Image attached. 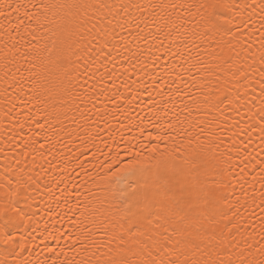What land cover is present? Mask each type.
<instances>
[{"label": "snow or ice", "instance_id": "6c2138e0", "mask_svg": "<svg viewBox=\"0 0 264 264\" xmlns=\"http://www.w3.org/2000/svg\"><path fill=\"white\" fill-rule=\"evenodd\" d=\"M0 85V264H264V0H0Z\"/></svg>", "mask_w": 264, "mask_h": 264}, {"label": "bare ground", "instance_id": "6f19581e", "mask_svg": "<svg viewBox=\"0 0 264 264\" xmlns=\"http://www.w3.org/2000/svg\"><path fill=\"white\" fill-rule=\"evenodd\" d=\"M52 34L49 33H44V39L43 40H37V41H32L33 44H36L40 49H41V55H43V49L45 44H50V40L49 37ZM26 45L24 46V50H26ZM31 55L29 54V62L31 61ZM0 88H2V85H0ZM140 98L138 97V100ZM135 103V102H134ZM141 105H142V100H141ZM3 103L2 101H0V139H3L5 136L8 135V132L5 131V124L7 123V121H5V117L3 114ZM19 109H15L14 111H18ZM136 111L139 112L140 111V105L137 106ZM144 111H147V109H144ZM143 114V113H141ZM133 116H135V113H133ZM21 120H23L24 118L21 117ZM120 119L124 120L125 124H128V121L124 119L123 116H120ZM115 123V121H114ZM9 131H11V134L14 136H17L19 138V130L18 129H14V128H10ZM24 134H27V128L24 129ZM137 133L133 130L132 132L129 133V135H136ZM62 147V146H61ZM192 148H195L196 145L195 143L191 146ZM65 151H67V149H65ZM121 158L127 162L130 158L127 157L123 150L121 149ZM59 159V158H57ZM38 164L41 165V167L36 168L35 172L32 173L34 176H39V177H44L43 180L40 181L41 184V189L37 190V192L32 193V195L36 196V199L38 201V203H33V206L30 209H27L29 212H34L35 216L33 217V220L30 221L29 223L36 225L39 228H43L42 224H39V220L41 217H43L45 219V221H47L48 219H50L48 213L49 208H51L54 211H65L66 209L63 208V205H61V208H57L56 207V203L53 200L48 198V194L43 191L44 185L46 184H52L53 187H55L54 184V179H59L60 178V171L54 166V165H49L47 161H37ZM153 163H155V161H153ZM91 167V166H89ZM77 180H80V177H74L73 178V183H75ZM79 187V186H77ZM125 187V185L123 184H113L112 185V190L113 192L119 194L121 192V190ZM58 194V192H57ZM29 203H32V201L30 200ZM56 219H60V217H56ZM63 223V221H62ZM35 238V240L37 242H39L40 240V235L38 232H34L32 234V237H29V239L31 238Z\"/></svg>", "mask_w": 264, "mask_h": 264}]
</instances>
